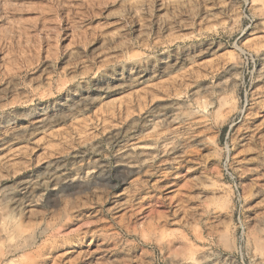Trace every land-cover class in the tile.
Segmentation results:
<instances>
[{
  "label": "rangeland",
  "instance_id": "obj_1",
  "mask_svg": "<svg viewBox=\"0 0 264 264\" xmlns=\"http://www.w3.org/2000/svg\"><path fill=\"white\" fill-rule=\"evenodd\" d=\"M0 264H264V0H0Z\"/></svg>",
  "mask_w": 264,
  "mask_h": 264
}]
</instances>
